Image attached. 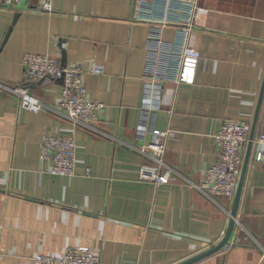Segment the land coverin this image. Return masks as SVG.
Returning a JSON list of instances; mask_svg holds the SVG:
<instances>
[{"label":"crops","instance_id":"1","mask_svg":"<svg viewBox=\"0 0 264 264\" xmlns=\"http://www.w3.org/2000/svg\"><path fill=\"white\" fill-rule=\"evenodd\" d=\"M134 2L51 0V11L37 0L0 3V81L26 87L43 104L32 112L0 88V264H33L36 254L74 246L93 250L102 264H181L215 246L234 198L213 199L196 186L216 160L223 119L245 121L253 132L235 223L227 244L191 264H264V162L256 160L264 153V0H197L194 82L166 80L159 91L145 84L150 28L134 20ZM161 33L175 38L172 28ZM25 53L82 66L87 98L104 104L94 130L57 111L62 80L31 79ZM143 108L150 127L171 132L166 184L138 179L150 162L133 148L151 139L148 129L137 133ZM71 133L74 174L49 173L43 136Z\"/></svg>","mask_w":264,"mask_h":264},{"label":"built area","instance_id":"2","mask_svg":"<svg viewBox=\"0 0 264 264\" xmlns=\"http://www.w3.org/2000/svg\"><path fill=\"white\" fill-rule=\"evenodd\" d=\"M25 0H0L6 7L19 6ZM38 8L51 11V0H37ZM202 8L197 0H135L134 20L148 24L150 33L146 45L145 84L159 91L162 82H194L199 52L189 43L192 30L200 25ZM172 28L175 38L165 41L162 29ZM21 63L33 80L54 78L62 80L60 101L57 111L75 127L94 130L98 112L104 106L100 101L87 98L83 82L84 69L80 64L61 65L57 57L48 54L25 53ZM95 73L102 72L94 68ZM0 88L17 95L19 104L32 112L43 108L40 100L31 95L26 87L10 86L0 81ZM145 108L141 111L137 133L142 136L146 129L151 134L147 143L133 147L150 162L139 167L138 179L155 185L170 181L172 170L164 162L165 141L169 130H159L148 124ZM250 137L249 124L242 120L223 119L214 135L216 160L206 171L203 182L196 186L210 198L224 196L234 198L246 144ZM258 141H264L261 135ZM75 139L73 134L44 135L40 142L42 159L51 166L49 173L71 176L75 172ZM256 160L264 162V153L259 152ZM264 256V255H263ZM33 264H102L99 255L84 246L67 248L62 254H36Z\"/></svg>","mask_w":264,"mask_h":264},{"label":"water","instance_id":"3","mask_svg":"<svg viewBox=\"0 0 264 264\" xmlns=\"http://www.w3.org/2000/svg\"><path fill=\"white\" fill-rule=\"evenodd\" d=\"M61 63H62L61 65H65V58L62 59ZM252 136H253V132L250 131L249 141L252 139ZM246 161H247V158H244L242 168H241L240 177H239V181H238V185H237V189H236V192L234 195L233 206H232V210L230 213V220H229V224H228V228H227V231L225 233V236L215 246L210 247L209 249L201 252L200 254H197L196 256H193L192 258L186 260L185 262H182L181 264H191L192 262L199 260V259L217 251L219 248H221L222 246L227 244L229 236L232 232V229H233V226L235 223L236 210H237L239 197H240V193H241V187H242V182H243V175H244V171H245Z\"/></svg>","mask_w":264,"mask_h":264}]
</instances>
